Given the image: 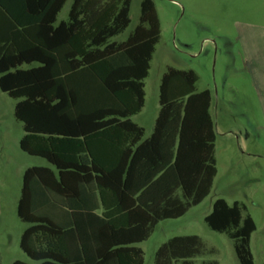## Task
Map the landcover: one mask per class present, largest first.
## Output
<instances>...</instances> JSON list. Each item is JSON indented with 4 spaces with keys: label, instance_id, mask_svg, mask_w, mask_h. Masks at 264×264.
I'll list each match as a JSON object with an SVG mask.
<instances>
[{
    "label": "trees",
    "instance_id": "16d2710c",
    "mask_svg": "<svg viewBox=\"0 0 264 264\" xmlns=\"http://www.w3.org/2000/svg\"><path fill=\"white\" fill-rule=\"evenodd\" d=\"M65 1L0 0V91L15 99L19 148L49 164L23 170L16 215L27 226L18 245L34 264H143L135 244L210 191L211 95L195 90L192 69L167 67L144 137L130 117L144 105L159 38L152 0H140L138 21L121 40L131 0H71L57 22ZM245 210L218 197L203 221L232 240L239 264H253L255 223ZM204 252L199 236H172L152 264H194Z\"/></svg>",
    "mask_w": 264,
    "mask_h": 264
},
{
    "label": "rangeland",
    "instance_id": "374dc122",
    "mask_svg": "<svg viewBox=\"0 0 264 264\" xmlns=\"http://www.w3.org/2000/svg\"><path fill=\"white\" fill-rule=\"evenodd\" d=\"M140 0H131L130 23L118 40L138 21ZM159 21V38L144 78V105L133 121L146 137L158 109V84L167 67L192 69L195 90L209 89L215 133L216 173L209 193L180 217L159 221L139 244L143 264H152L156 248L168 238L199 236L205 252L194 264L215 260L239 264L233 242L203 221L212 202L220 197L242 202L255 223L250 235L253 264H264V116L253 93L239 37H264V0H152ZM67 0L58 19H65ZM15 99L0 92V264L15 259L28 262L18 242L27 223L16 215L21 176L29 166H49L39 156L23 152L18 141L22 124L13 115Z\"/></svg>",
    "mask_w": 264,
    "mask_h": 264
},
{
    "label": "crops",
    "instance_id": "0c3cea01",
    "mask_svg": "<svg viewBox=\"0 0 264 264\" xmlns=\"http://www.w3.org/2000/svg\"><path fill=\"white\" fill-rule=\"evenodd\" d=\"M66 1H65V3H66ZM65 3H64V5H65ZM70 3H71V0H70ZM64 5H63V7H64ZM69 6H70V4H69ZM69 6H68V9H69ZM63 7L61 8V10L63 9ZM61 10L57 14V18H56L57 22L60 20H64V19H58V15L61 12ZM67 12H68V10H67ZM66 17H67V15H66ZM239 40H240V45H241V52L243 54L244 61L246 63V67H247V74L249 76V79L251 80L253 93H254L255 98L257 100L258 106L260 107V110L264 116V37H262V36L259 37V36L251 35V34H242V35H240ZM207 90L209 91V89H207ZM199 91H201V90H199ZM210 95H211V93H210ZM209 112H210V108H209ZM138 114H139V112L137 114L132 115L130 117L131 120L133 121V117L138 115ZM210 116H211V114H210ZM155 117H154V120H155ZM211 119H212V117H211ZM154 120H153V124H154ZM212 122H213V120H212ZM134 123H136V122H134ZM136 124L141 126L138 123H136ZM153 124L150 128L148 135L152 131ZM40 166H44V165H40ZM140 243L141 242H139L135 245L140 247L139 246ZM72 246H75V245H72ZM73 252H76V249ZM153 255H154V253H153ZM15 260H18V259H15ZM28 260L29 261L27 263H29V264L35 263V262L31 261L29 258H28Z\"/></svg>",
    "mask_w": 264,
    "mask_h": 264
}]
</instances>
